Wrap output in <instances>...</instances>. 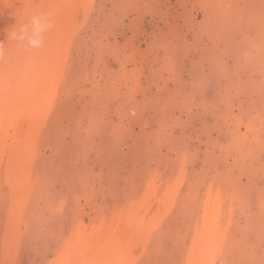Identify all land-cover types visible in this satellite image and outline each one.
I'll use <instances>...</instances> for the list:
<instances>
[{
  "label": "rangeland",
  "instance_id": "1",
  "mask_svg": "<svg viewBox=\"0 0 264 264\" xmlns=\"http://www.w3.org/2000/svg\"><path fill=\"white\" fill-rule=\"evenodd\" d=\"M0 41V264H264V0H0Z\"/></svg>",
  "mask_w": 264,
  "mask_h": 264
},
{
  "label": "clouds",
  "instance_id": "2",
  "mask_svg": "<svg viewBox=\"0 0 264 264\" xmlns=\"http://www.w3.org/2000/svg\"><path fill=\"white\" fill-rule=\"evenodd\" d=\"M58 9H49L47 11H37L30 15L27 23L14 27L11 32L8 31L7 41H13L18 46L27 51H38L44 48L46 38L56 26V16ZM8 58V52L5 42L0 41V63Z\"/></svg>",
  "mask_w": 264,
  "mask_h": 264
}]
</instances>
